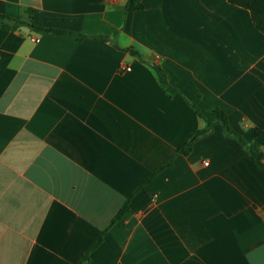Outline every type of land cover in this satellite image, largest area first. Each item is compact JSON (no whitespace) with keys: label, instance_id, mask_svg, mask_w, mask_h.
<instances>
[{"label":"crops","instance_id":"obj_1","mask_svg":"<svg viewBox=\"0 0 264 264\" xmlns=\"http://www.w3.org/2000/svg\"><path fill=\"white\" fill-rule=\"evenodd\" d=\"M137 1L0 0L108 36L0 26V264H264V173L219 124L176 154L204 127L185 99L223 111L264 164V35L228 0Z\"/></svg>","mask_w":264,"mask_h":264},{"label":"trees","instance_id":"obj_2","mask_svg":"<svg viewBox=\"0 0 264 264\" xmlns=\"http://www.w3.org/2000/svg\"><path fill=\"white\" fill-rule=\"evenodd\" d=\"M228 2L233 6L241 7L247 10L249 12L250 20L254 28L264 35V0H228ZM141 8L142 5L138 3L137 0H128L126 4V11L139 10ZM27 15L29 16V18L26 20H18L6 15H0V26L2 29L7 31H21L26 29L41 34L67 36L75 40L92 39L103 41L108 38L107 35L87 37L64 30L43 28L33 23L31 10H27ZM124 50L127 51L131 56L141 59L140 54L132 48H127ZM151 68L156 75L161 89L166 94H177L178 96H180V93L168 84V82L166 81V77L160 67L151 65ZM184 101L188 103V105H190L194 109L195 113L204 121V127L200 130L194 131L189 136L187 141L177 149L176 154H188L195 141H197L201 137L208 135L212 131V127L214 124H219L222 127L224 135L233 139L243 150V152L252 160L254 167L264 173V164L262 162L263 154L260 147L255 143H247L236 131H234L230 126L226 114L223 111H221L220 109H214L212 111L202 110L194 104L189 103L185 99ZM169 165L170 163L168 164V166ZM154 175L142 182L136 188L134 193H137L142 188L144 183L148 182ZM128 203L129 199L126 200V202L119 209L118 213L112 219L111 224H114L116 221L120 220L121 217L128 211ZM102 238L103 234L95 241L92 249L97 247L102 242ZM88 255L89 252L86 253L77 264H87L89 262Z\"/></svg>","mask_w":264,"mask_h":264},{"label":"built area","instance_id":"obj_3","mask_svg":"<svg viewBox=\"0 0 264 264\" xmlns=\"http://www.w3.org/2000/svg\"><path fill=\"white\" fill-rule=\"evenodd\" d=\"M34 40V42H37V39H33ZM126 70H128V69H126ZM205 165L207 164V163H204Z\"/></svg>","mask_w":264,"mask_h":264}]
</instances>
